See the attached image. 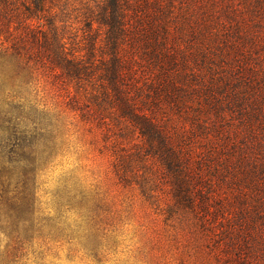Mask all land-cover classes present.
I'll return each instance as SVG.
<instances>
[{"label": "trees", "instance_id": "trees-1", "mask_svg": "<svg viewBox=\"0 0 264 264\" xmlns=\"http://www.w3.org/2000/svg\"><path fill=\"white\" fill-rule=\"evenodd\" d=\"M54 8L0 0V154L9 164L0 183L18 169L22 183L0 207V228L23 242L41 230L35 178L56 133L21 101L16 80L42 75L108 150L115 128L114 144L138 135L133 153L113 152L121 181L129 156L156 167L144 193L166 185L172 208L218 227L226 254L264 264V0H85L82 39L73 40Z\"/></svg>", "mask_w": 264, "mask_h": 264}, {"label": "rangeland", "instance_id": "rangeland-1", "mask_svg": "<svg viewBox=\"0 0 264 264\" xmlns=\"http://www.w3.org/2000/svg\"><path fill=\"white\" fill-rule=\"evenodd\" d=\"M84 1L54 0V11L61 13L56 22L71 40L82 39ZM30 22L37 25L36 19ZM3 41L1 37L0 51L5 50ZM30 80L29 85L24 77L16 80L22 84L20 99L53 124L57 147L35 178L34 212L41 230L23 242L0 228V264H240L238 256L226 254L231 250L224 249L226 241L212 221L204 223L192 211L172 208L166 185L143 192V178L150 184L160 178L156 167L145 170L129 156L128 178L117 177L113 152L133 153L140 140L136 133L114 144L115 128L108 150L101 130L82 121L49 78ZM1 156L0 167L8 166ZM18 177L19 169L3 177L1 208L6 200L20 197Z\"/></svg>", "mask_w": 264, "mask_h": 264}]
</instances>
